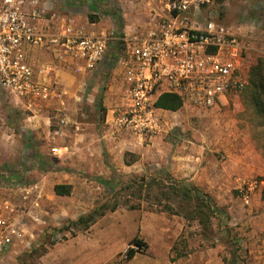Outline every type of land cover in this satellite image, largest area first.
I'll use <instances>...</instances> for the list:
<instances>
[{
    "label": "rangeland",
    "instance_id": "obj_1",
    "mask_svg": "<svg viewBox=\"0 0 264 264\" xmlns=\"http://www.w3.org/2000/svg\"><path fill=\"white\" fill-rule=\"evenodd\" d=\"M41 2L48 8L47 18L55 14L75 17L78 24L103 21V28L113 30L117 35L140 22L146 10V0ZM205 10L225 25L241 28L247 25L260 32L264 30V0H213ZM120 51L121 46L112 42L92 75L67 69L65 71L70 74L62 78L69 90L81 86L83 93L90 94L92 106L86 105L85 114L87 119L95 122L94 130L100 131L104 127V95L118 94L123 89L116 68V58ZM258 59L264 61V50L256 51L249 58L248 83L250 68ZM45 62L41 60L37 65ZM246 87L224 107L223 110H229L224 125L212 122V117L208 116L210 113H197L181 107L175 113H164L166 123L156 135L168 138L172 133L179 144L182 140L187 141L185 137L189 140L202 136L206 139L214 138L208 146L220 161L228 157L222 149V139L230 138L228 152H236L248 158L249 170L244 173L243 169L235 168L225 180L226 189L215 191L214 195L221 204L204 193L214 207L206 228L196 219H186L192 209V202H182L178 195L169 190L173 181L182 187L186 182L166 176L164 170L154 171L151 175H138L137 168L119 169L114 160L110 164L115 155H109L107 148L101 145L97 154L94 148L88 151L92 153L90 157L93 159H88L82 168L78 164L79 160L67 158V152L56 144L61 135L57 134L55 140L51 139L49 131L57 129L56 110L41 105L35 114L25 109L23 104L6 97L0 90V184L33 186V202L28 207L38 219L36 222L28 219L24 221L23 243L16 248L8 264H68L72 257L80 259L83 264H175L178 260H186L189 255L207 250L217 254L218 264H264L263 253L258 263H254L250 254V247L264 251V118L250 105L245 96ZM68 114L72 119L76 112ZM176 121L185 122L186 127L178 128L175 126ZM75 123L69 119L66 129L71 127L79 133L80 127ZM121 133L125 138L133 137L132 134ZM139 142L144 146L149 143ZM194 142L197 145V141ZM191 144L186 143L185 146ZM52 147L60 149L54 154ZM118 149L125 151L124 163L136 161L137 155L127 152L124 146ZM96 155L98 158L94 159ZM66 174L78 180L80 190L73 197L81 203L74 204L67 202V199L56 198L59 202L44 196L47 203L41 204L40 190H50L53 183L62 181ZM141 177L145 178L141 188L125 187L130 181L140 182ZM149 178L158 179L162 184L150 186L147 184ZM246 194L248 205L243 201ZM102 205L106 207L105 214L97 217L87 228L81 224H71ZM165 205L172 207L177 215L164 210ZM113 206L117 208L110 212L108 209ZM132 206L135 209H131ZM129 216H135L133 221H128ZM133 224L135 237L142 241L144 247L140 250L134 248L135 255L128 259L127 250L133 248L129 245L130 240L118 254L102 255L98 245L105 243L107 237L127 240V229ZM74 237L78 240H72ZM79 240L81 245L73 246ZM116 240L111 242L110 248H114L115 243L119 246L120 240ZM166 242L170 243L167 258L161 257Z\"/></svg>",
    "mask_w": 264,
    "mask_h": 264
},
{
    "label": "built area",
    "instance_id": "obj_2",
    "mask_svg": "<svg viewBox=\"0 0 264 264\" xmlns=\"http://www.w3.org/2000/svg\"><path fill=\"white\" fill-rule=\"evenodd\" d=\"M212 1L146 0L142 20L117 35L103 27L88 29L70 15L47 18L41 0H0V90L35 114L41 105L61 109L67 93L57 73L66 64L93 72L116 42L125 103L114 112V129L149 141L169 112L154 106L161 94L177 95L182 108L209 114L248 84L252 49L243 28L216 20L205 10ZM33 49L47 51L52 59L35 67ZM58 112L56 127L66 128L68 116ZM50 135L55 140L57 132ZM51 150L55 154L59 148ZM33 191V186L0 184V264H8L22 245L24 221H38L29 211Z\"/></svg>",
    "mask_w": 264,
    "mask_h": 264
},
{
    "label": "crops",
    "instance_id": "obj_3",
    "mask_svg": "<svg viewBox=\"0 0 264 264\" xmlns=\"http://www.w3.org/2000/svg\"><path fill=\"white\" fill-rule=\"evenodd\" d=\"M102 20V19H101ZM81 25H84L88 29L92 28H102L105 26L104 22L98 21L90 23L88 21L81 22ZM130 28V27H128ZM243 36L248 43L250 49L252 51L249 52L248 57L250 58L256 51H263L264 50V30L260 32L257 28H254L252 26L243 25ZM30 59L31 63L35 67H39L40 61H50L52 59L50 53H48L45 50L40 49H33L30 52ZM117 68V67H116ZM67 69H74V67L70 64H66L63 66L62 70H60L57 73V79L59 84L61 83L66 93V97L64 99V107L59 109L57 106H49V109L52 108L53 110L62 111L66 113V116H68V112H76V115L74 117L69 118L72 121V123L76 122V126L80 127V132L77 133L75 130L71 127L62 128V129H56L54 132H57L58 135H61L58 139L56 144L60 145L63 150L67 152V158L71 159L72 161L79 160L80 163L79 166L82 168L86 164V161L88 159H93L91 154L88 153V151L92 148L95 149L97 154L98 147L103 146L106 147L109 155H115L114 158L111 159L110 164L116 162L119 169L125 168V169H131V168H137L136 174L143 175V174H149L153 173L157 170H164V173H167L166 176L171 177L174 180L177 181H184L187 184H190L192 187H195L202 193L209 194V196L215 197V191H223L226 189L227 184L225 180L228 178L229 175H231V171L235 170V168L243 169V172L249 170V160L246 158L245 155L241 156V154L230 153L228 152L230 150V146H228L231 142L230 138H224L222 139V149L227 153V159L224 161H220L214 153H212V150L209 149L211 141H214V138H205V137H194L192 139H187V141H181V144L175 141L174 135L171 133L168 138H164L162 136H155L151 140H149V143L147 146H144L142 143L139 142L138 139H135L133 137H130L128 139L125 138L124 135L119 134V131L114 129L113 126V118H114V112L116 109L120 108L124 105V83L121 75V71L119 68L117 73L118 76L121 78V85L123 86V89L118 94L115 92V94H108L104 95V104L103 107L106 108V116L104 120V127L98 130H94L96 128V124L93 121H90L86 117V105L92 106V99L90 98V94L87 92L83 93V89L81 86H79L77 89L69 90V87L66 83L62 82L63 75H66L69 73L68 71H65ZM72 71V70H71ZM72 73V72H71ZM86 73V72H85ZM93 72L87 73L92 75ZM70 74V73H69ZM86 74V75H87ZM85 75V76H86ZM69 77V76H68ZM72 79H75L73 76H71ZM60 84V85H61ZM81 85V84H80ZM62 87V88H63ZM231 101V100H230ZM228 101V102H230ZM226 105H223L219 111H217L216 114L210 113L208 116L211 118L212 122H216L217 124H225L226 121V115L227 111L229 110H223L225 106H227L229 103H225ZM47 106V105H45ZM94 106V105H93ZM48 107H46L47 109ZM175 113V112H171ZM79 120V122H78ZM175 126L179 128L184 129L186 127L185 122L180 123L178 121L175 122ZM189 127V126H188ZM187 127V128H188ZM178 131L179 129H175V131ZM92 131V132H91ZM53 131H49V133H52ZM48 133V134H49ZM126 135V133H124ZM173 138V140H172ZM184 138V139H185ZM221 138V137H220ZM185 139V140H186ZM189 140V141H188ZM192 140V141H191ZM208 140V141H207ZM179 141V140H178ZM194 141H197V145ZM145 143V142H144ZM186 143H192V146H185ZM123 147L124 149L129 152L137 155L136 161L134 163L126 164L124 163V150L118 149V147ZM60 149V148H59ZM118 149V150H117ZM117 150V151H116ZM209 150V151H207ZM59 151V150H58ZM118 152H120V156L118 157ZM210 152V153H209ZM239 155V156H238ZM232 157V158H231ZM78 158V159H77ZM98 158V155L94 159ZM114 160V161H113ZM156 166V167H155ZM122 167V168H121ZM159 168V169H157ZM135 172V171H134ZM62 181H57L56 183H53L51 186V189L48 188L46 191L43 189L40 190V202L41 204H46V200L44 196L51 197L54 199H60L65 200L67 199V202H73L74 204H80L81 202L78 201L75 197V193H77L80 190L79 182L74 176L70 175H64L61 179ZM55 185H68L70 186V194L68 196H57L55 195L53 188ZM46 192V193H45ZM38 196V195H37ZM39 197V196H38ZM56 199V200H57ZM59 201V200H57ZM244 204L248 205L249 200L246 201L243 198ZM60 202V201H59ZM216 202L219 203V201ZM216 204V203H215ZM79 206V205H78ZM135 216H129L128 221H133V218ZM134 225L130 226L127 230L129 231L128 237H126L127 240H121L120 238H108L105 240V243H101L98 245L97 248L101 251L102 255L105 254V256H112L115 254H118V252L121 250L122 246L125 244L127 245L130 240H132L136 233L134 230ZM133 229V230H132ZM77 237L72 238V240H76ZM117 239L120 240L119 246H116L114 244V248L111 247V242ZM78 240V239H77ZM116 240V241H117ZM82 242L75 241L73 243V246H80ZM247 244V242H246ZM249 244V243H248ZM247 244V245H248ZM109 246V248H108ZM170 243L166 242L164 244V249L161 252V257H166L168 254ZM249 246V245H248ZM107 250V251H104ZM212 250L207 251H201L194 253L192 255H189V257L186 260H178L175 262V264H218V257L217 254L213 253ZM264 254V251H260L258 248L255 249L254 247H250V254L251 258L254 261V263H258L261 259V254ZM73 254L71 255V257ZM80 259H76L74 257L71 258L70 263L68 264H83L80 263ZM258 260V261H257ZM257 261V262H255ZM174 264V263H173Z\"/></svg>",
    "mask_w": 264,
    "mask_h": 264
},
{
    "label": "trees",
    "instance_id": "obj_4",
    "mask_svg": "<svg viewBox=\"0 0 264 264\" xmlns=\"http://www.w3.org/2000/svg\"><path fill=\"white\" fill-rule=\"evenodd\" d=\"M248 89L245 93V96L250 101V105L253 106L256 113L264 118V61L262 59H258L257 63L250 68L249 71V83L247 85ZM246 87V88H247ZM154 106L156 108L176 112L182 107V102L177 95L173 94H161L155 101ZM166 178V177H165ZM140 182H136V180L130 181L126 188H141L145 182V178H139ZM148 185L153 186L154 184L160 185L158 179L149 178ZM184 187L178 186L175 181L171 182L169 190H171L175 195H178L182 202H192L190 212L186 215L187 220L196 219L204 228L207 227L210 216L214 213V207L211 199L195 187H192L190 184L185 183ZM55 195L57 196H68L70 194V186L68 185H55L53 188ZM103 205L96 208L92 213L80 217L76 222L71 224H81L83 227L87 228V226L92 223L97 217L103 216L105 214V209ZM116 206L109 208L110 212L116 210ZM164 210L171 212L172 214L177 215L174 209L170 206H164ZM131 209H135V206H132ZM212 212V213H211ZM130 248L127 250V258L131 259L137 249H142L144 247L141 240L137 237H134L129 243Z\"/></svg>",
    "mask_w": 264,
    "mask_h": 264
}]
</instances>
